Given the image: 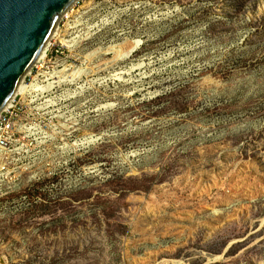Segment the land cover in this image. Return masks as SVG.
Returning <instances> with one entry per match:
<instances>
[{
	"label": "rangeland",
	"instance_id": "374dc122",
	"mask_svg": "<svg viewBox=\"0 0 264 264\" xmlns=\"http://www.w3.org/2000/svg\"><path fill=\"white\" fill-rule=\"evenodd\" d=\"M49 45L0 264H264V0H76Z\"/></svg>",
	"mask_w": 264,
	"mask_h": 264
},
{
	"label": "water",
	"instance_id": "95a60500",
	"mask_svg": "<svg viewBox=\"0 0 264 264\" xmlns=\"http://www.w3.org/2000/svg\"><path fill=\"white\" fill-rule=\"evenodd\" d=\"M76 0H0V111L12 97L58 16Z\"/></svg>",
	"mask_w": 264,
	"mask_h": 264
},
{
	"label": "built area",
	"instance_id": "2783aa9c",
	"mask_svg": "<svg viewBox=\"0 0 264 264\" xmlns=\"http://www.w3.org/2000/svg\"><path fill=\"white\" fill-rule=\"evenodd\" d=\"M14 97L10 105L0 113V156L5 154L14 142L15 120L18 117L19 103Z\"/></svg>",
	"mask_w": 264,
	"mask_h": 264
},
{
	"label": "bare ground",
	"instance_id": "6f19581e",
	"mask_svg": "<svg viewBox=\"0 0 264 264\" xmlns=\"http://www.w3.org/2000/svg\"><path fill=\"white\" fill-rule=\"evenodd\" d=\"M74 5V3L60 16H58L57 20L55 21L49 35L47 36L44 44L42 45L40 51L38 52L32 66H34L37 62H39L42 59H45V55L47 53V49H48V45L49 43L54 39V37L56 36L57 33V29H58V25L60 23V20L62 19V17L66 14H69L72 6ZM50 46V45H49ZM30 71L27 72L26 75L29 74ZM24 79V78H23ZM22 81L19 83L18 87L16 88V91L14 92V94L12 95V97H10V99L5 103V105L3 106V108L1 109L0 113L5 110L10 103L12 102V100L14 99V97L18 94H23L25 92H46L49 90L50 86H41V85H31V86H26Z\"/></svg>",
	"mask_w": 264,
	"mask_h": 264
}]
</instances>
